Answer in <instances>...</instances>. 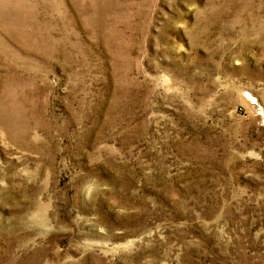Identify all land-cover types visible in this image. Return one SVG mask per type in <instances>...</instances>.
Segmentation results:
<instances>
[{
  "label": "rangeland",
  "instance_id": "obj_1",
  "mask_svg": "<svg viewBox=\"0 0 264 264\" xmlns=\"http://www.w3.org/2000/svg\"><path fill=\"white\" fill-rule=\"evenodd\" d=\"M0 264H264V0H0Z\"/></svg>",
  "mask_w": 264,
  "mask_h": 264
}]
</instances>
